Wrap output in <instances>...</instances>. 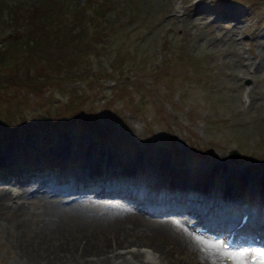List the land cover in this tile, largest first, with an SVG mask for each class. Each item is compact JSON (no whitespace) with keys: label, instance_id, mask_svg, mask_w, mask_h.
<instances>
[{"label":"rangeland","instance_id":"1","mask_svg":"<svg viewBox=\"0 0 264 264\" xmlns=\"http://www.w3.org/2000/svg\"><path fill=\"white\" fill-rule=\"evenodd\" d=\"M77 1L81 0H0V42L4 44L9 37L20 47L11 57L6 48H0V127L6 134V140L0 136V151L4 150L7 161L14 152H18L16 157L21 156L19 152L30 155L29 148L41 155L66 142L74 147L79 134L83 133L84 141V132H90L98 143L112 138L124 153L153 152L150 142L158 143L156 135H161L165 142L158 143L162 152L195 167H213L218 155L229 167L237 166V170L249 160L264 161V38L250 41L255 30L258 35L264 31V0H216V10L210 8L212 0H204L201 5H197L198 0L92 2L100 8L104 20L96 33L99 41L92 44L95 58L90 57L87 64L81 50L78 53L83 42L76 22L81 15ZM22 3L28 4L27 12ZM10 4H15V8L8 7ZM61 4L72 10L75 21L66 32L62 29L66 38L58 49L64 55L66 71L53 72L57 64L55 68L47 61L38 64V55L20 43L19 36L24 31L26 42L36 38L37 12L46 5L47 9L54 8L55 15ZM241 9H245L242 18ZM239 18L241 21L235 22ZM6 21L13 26V33L7 32ZM239 23L242 24L238 26ZM33 25L35 29L31 28ZM242 26L244 40L250 45L252 66L257 61L252 72L242 66L234 35L235 29ZM82 66L88 73L87 81L78 79ZM98 71L102 75H93ZM243 81L248 82V102L240 98ZM114 84L116 88L112 89ZM70 89L72 101L68 103L65 93ZM123 94L133 95L138 105L121 104L119 98ZM150 116L152 122L142 126V120ZM230 147H236V156L228 154ZM179 155L185 159L181 157L180 161ZM202 174L213 179L199 170L198 176ZM235 174L239 173L234 171ZM222 180L219 179L218 190ZM258 186L261 191L262 183ZM56 200L28 198L24 205L10 206L16 209L12 213L0 211V264H80L79 255L88 259L87 264H97L94 255L102 253L99 248L104 249L107 242L100 243L108 238L110 229L105 219L95 218L94 211L73 213L77 211L71 212L72 204L59 212V206L64 205ZM0 203L6 205L1 197ZM95 207L96 211V204ZM166 240L170 251L182 250L181 261L186 264H210L205 253L191 247L177 250L167 236ZM142 241V245L153 247L151 242ZM127 248L133 250L135 246L129 243L124 247ZM70 252L76 254L75 260ZM106 252L108 255L100 258L101 264H112L107 262L116 252ZM65 256L70 258L65 260ZM136 262L133 264H139Z\"/></svg>","mask_w":264,"mask_h":264},{"label":"bare ground","instance_id":"2","mask_svg":"<svg viewBox=\"0 0 264 264\" xmlns=\"http://www.w3.org/2000/svg\"><path fill=\"white\" fill-rule=\"evenodd\" d=\"M232 25H234V24H232ZM262 37L264 38V34L262 35ZM67 147H70V146L68 145ZM70 150H72V152L74 153L75 156L77 155L81 160H83V162H82L83 167L87 170H93L96 167V162H98L102 156H105L104 158L108 159L109 163L107 162L106 164H111L110 159H117L120 157H125V159L123 160V163H122V168H124V169H132V168L145 169L147 171H149V169H150L151 173H154L159 177V179H156L153 182L154 185H157L160 182L164 183L167 180V178H169L171 180L174 177V175L179 174V173L181 176L180 182L182 184H185L186 179H182V178H184L187 173L190 174V171H187L185 169H177L178 167H176L173 164L171 159H165L163 162L160 161L159 159H145V160H140L141 162L136 163V162H133L129 158L128 154L127 155H119V154H117V155L116 154H114V155L109 154L108 155V152H106V151L101 152V150H99L98 148H95V153L90 148H89V151H86V147H82V145H79V146L77 145V147H73ZM262 155H264V154H262ZM164 156H165V154L161 155V158H163ZM216 159H217V163L225 168V166H226L225 159L219 155H218V157H216ZM242 168L243 169L240 170L241 173L235 174V175H234V171H232V172L226 171L225 177H223L222 184L220 185V187H222V188H221V190H218V195H220L223 198H226L227 196H229L232 193H234L235 191H237V189H243V187L246 186V183H248V186L250 187L251 191L257 190L258 193L261 195V197L264 198V161H260V162L256 163L253 160H249V163H246V165L243 166ZM198 174H199V172H198ZM202 175H203L202 177L198 176V180L200 181V183L202 184L203 187H207V185L211 182L212 178H210L206 174H202ZM251 177L253 179H251ZM187 181L189 183V180H187ZM260 182L262 183L261 191H260V188L258 186V184H260ZM254 184H256V186ZM51 191H53V188L49 187V188H47V190L45 192L42 191V193L47 194ZM3 192H2V190H0V195L3 193V195H1V200H3V202L6 203V205H4V206L0 205V211L3 214H8V212L12 213L16 209L13 210V208H11L10 206H15L18 203L15 202L14 204H12L13 202H7L6 201L7 198H9V197H11V195H13L12 191L8 190V191H3ZM35 192H38V191L33 190L31 197L34 198V196H36L38 199L42 198L43 200L46 201V198L43 197V194H35ZM36 197H35V199H36ZM76 202H77V200H74L73 205H71V207H70L71 212L77 211V212H73V213L81 215L82 213H79L78 211H84L85 209L92 210V211H94L95 218L99 217L101 219H105V224H107L108 227L110 228L109 231L107 229L108 238L105 241L100 243L101 245H103L104 243L107 242L105 248L104 249L99 248L100 250H102V253L97 254L96 256L94 255L93 259L98 260L97 262H95L97 264H101L100 258L104 257L105 255H108L106 251H110V250L113 251L114 253L116 252V254L114 255V258L112 257L113 259H110V261H108L107 263H110L112 261V264H133L132 262L134 260H136L139 256V250L140 249L138 247H135L132 250L130 248L124 249V247H127V245H129V243L130 244L131 243L132 244L139 243V245L144 244V242L142 240L149 241L153 244V247L151 246V244L144 245V246H146V249H145L146 253L144 255H142V259L145 260V264L158 263V261L161 260V258H162V260H161L160 264H166V263L167 264H185L184 262L181 261V256H180L179 252H182V250H179L178 247H180V249L182 248L183 250L189 249V247H191V248H194L198 251H201L202 253L204 251L206 254V257H207V261H211L212 262L211 264H214V262H220L221 264H227V262L225 260H222V259L217 260L216 259V252L221 248L218 245V242L216 240L206 238V237H204V236H202L196 232L191 231L187 226L183 225L177 219L171 218L170 221L167 222L166 221L167 218L147 217V216H145L139 212L126 210L120 203H119V205L117 203H114L113 206H110V205L106 206L105 211L98 214L94 210V208H96L95 202H83L82 201L79 204H76ZM119 202H121V201H119ZM206 204L209 205L208 208L210 209L211 208L210 203L206 202ZM233 206H235L234 203L229 208H227V210L231 211V208ZM65 208H67V206H59L58 211L60 212L61 210L65 209ZM70 208H68L67 214L70 212ZM44 210H46V212H47V207L44 208ZM46 212H45V214H46ZM47 215H49V214H47ZM60 215L58 217H60ZM58 217H57V219H58ZM28 219H29V216H28ZM79 219H81V218H79ZM0 220H3V219H0ZM42 220H43V218H42ZM1 223H2V221H1ZM42 223H44V222H42ZM35 224H36V222H35ZM172 224L176 225V227H174ZM50 227H51V225H50ZM166 236L168 237V239L170 241H172L171 244L173 243V245L175 246L173 248L179 250L178 252L176 250L174 252L172 250L171 251L169 250V248H168L169 244L166 242L167 241ZM184 242H186V244ZM29 248H31V247H29ZM152 251L157 252V254H154ZM82 252H84V251H82ZM71 254L72 253L70 252V255ZM75 255L74 254L71 255V257L74 260L77 258V256H75ZM236 257H239L238 252L236 253ZM68 258H70V257L65 256V260H68ZM78 259H80V261H81L80 264H87L86 260H88V259H85L83 257V255H81V256L79 255ZM83 260H85V261H83ZM147 260H148V262H147Z\"/></svg>","mask_w":264,"mask_h":264},{"label":"trees","instance_id":"3","mask_svg":"<svg viewBox=\"0 0 264 264\" xmlns=\"http://www.w3.org/2000/svg\"><path fill=\"white\" fill-rule=\"evenodd\" d=\"M64 8H66V6L61 4V6L59 7V11L54 15L52 13L54 11V8L48 6L47 9L46 5H44L43 11L37 12L35 18V28L38 26L42 33L40 37L37 36L36 43H38V49H36L33 53L34 55L35 53L36 55H38L37 60H46L52 68L54 67V64H57V67H60L63 71H66V61L63 58L64 55H62V53L58 50L60 48V42L66 38V35L62 34V29L65 28V32L68 30V25L65 24L66 22H63L65 20V16L63 14ZM79 9L81 15L76 22H78L81 27L80 35H83L85 34L87 27L89 25H93V15L88 16L85 12L84 6L82 8L79 7ZM91 9L93 12H95L96 7L94 5H91ZM25 11L27 12V6L25 7ZM14 15L16 17H19L16 13H14ZM20 21H23V17ZM27 39L28 37L26 36L25 40ZM25 40L23 42L27 44L28 42H30L29 45L35 42V40H30L28 42H26ZM19 42L21 43L22 40L20 39ZM18 48V44L15 40H12V38L8 39L6 43L7 50L10 51L11 49V51H13Z\"/></svg>","mask_w":264,"mask_h":264}]
</instances>
